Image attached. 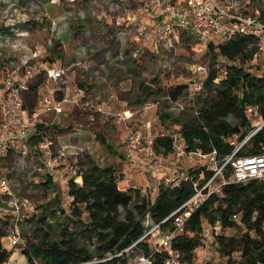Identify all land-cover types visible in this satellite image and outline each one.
Instances as JSON below:
<instances>
[{"label": "rangeland", "instance_id": "obj_1", "mask_svg": "<svg viewBox=\"0 0 264 264\" xmlns=\"http://www.w3.org/2000/svg\"><path fill=\"white\" fill-rule=\"evenodd\" d=\"M128 1L0 0V51L3 49L13 51L19 59L22 53L24 54V51H28L30 47L35 53L39 52V56L34 54L30 64H34L35 61H42L45 67L61 64L73 65V77L76 76L79 82L87 85L85 89L90 98L93 99L97 95L110 96L114 90L117 95L121 96L123 101H117L118 98H114V102L117 103V110L113 109L110 113L121 112L128 108L127 106L135 105L134 99L140 97L141 93L143 94L142 108L146 102L156 99L160 104L150 115L147 112L149 109L144 110L143 108L141 110L145 120H153V133L158 134L163 130L178 133L180 124L177 122L184 113H178L177 106L168 103L164 98L167 95L164 94V91L179 84L185 85L186 92L180 98V104L187 107L186 114H194L192 105L203 106L207 97L205 92L200 93L194 99L193 104H190L192 101L188 96L189 85L195 79H199V76L195 75V67L202 64L207 65L210 70L218 65L224 70L231 62L219 56L216 63L208 46L199 43L196 38L192 35L189 36L185 31L180 33L179 42L168 47H164L162 44H154V41L147 37L139 36L137 38L136 31H130L117 21L122 17V13L127 12V10L132 11L130 6L144 4L147 0H136V4L132 0V3ZM223 2L238 10H241L240 7L243 10L247 9V13L254 14V11H258L264 19V0H223ZM8 8H11V12H7ZM105 16L112 20L107 23ZM9 17L12 20H9ZM9 23L11 25L16 24L15 28L3 32L4 27L10 25ZM19 26L22 28L19 29ZM20 31H24V34H21ZM27 46L28 48H26ZM10 57L8 56L6 61L11 59ZM244 67L256 75H264V52L259 50L254 59L247 62ZM6 73L7 71L0 69V86H2V79ZM41 75L44 80V75ZM154 79L155 82H153ZM146 85H150L152 90L142 91ZM28 96L29 92L25 96L27 102L29 101ZM171 106L174 110H171V116L167 114L169 117L167 116L164 122L154 119L159 113H170L168 108ZM74 114H77V118L72 123L68 122L66 126L70 130L69 132L73 131V127L87 126L84 115L77 110ZM139 114L140 112L137 114L138 118ZM106 116L107 118H105ZM115 118L112 114H104L103 120H99L96 126L92 128L94 136L91 133L84 136L81 131L75 136L68 134L59 138L58 133L62 130L58 131L56 128H52L50 134L54 142L55 152H72V154L67 155V160L82 169L78 163L79 156L89 154L92 157V155L89 153L90 149L81 150V146H85L88 141H91V150L95 156L99 151L104 154L107 153L108 151L96 135H100L109 141L112 138V133L119 130V125L114 122ZM252 118V123L255 126H258L263 119L259 114L253 112ZM228 121L231 125L237 124V120L232 117H228ZM138 122L141 123L139 120H135L131 125L125 124L124 128L129 131V127L132 128ZM83 128L86 129V127ZM87 128L89 127L87 126ZM30 141L36 143L32 139ZM232 141L236 145L240 142L237 137L232 138ZM123 144L121 142L119 148ZM78 150L81 152H77ZM118 152L121 153L120 150ZM38 153H41L40 150L37 153H32L29 157L12 153L8 158L0 160V171H9L14 195L25 205L19 224L20 242L11 245L7 235L11 233L12 212L8 205V199L0 198V234L3 235L1 241L3 246L11 251L8 264H25L27 258L24 255V250L31 242L38 241L43 231H47L52 239H59L63 227L76 228L77 226L68 218V214L71 212V198L68 195L67 183L69 178L65 180L59 176L58 178L52 176L53 186L46 187L44 182L48 173L39 171L41 162L37 159ZM161 157L165 158L164 155ZM100 163L107 164L109 161L104 160L102 162L100 160ZM179 163L187 169L192 166L184 156L179 157ZM64 167V164H60L55 171H62ZM147 174L148 172L143 167L137 169L135 164H130L124 174V179L120 181L128 186L134 182L138 185L142 182L145 184L144 177H147ZM56 175L60 174L57 173ZM154 177L155 182L150 181L152 188L162 181L163 173L158 171ZM150 189L145 185L142 187L143 193H149L154 197ZM54 209H56L58 217L52 216L51 213ZM61 209H64L65 213H61ZM242 232L237 227H233L226 229L224 234L229 237H239ZM153 238L151 236V239ZM77 244H85L86 246V241L79 237ZM203 248L209 253V257L207 259L197 255L196 258L199 263L227 264V258L220 254L217 242L210 245L206 243ZM200 250L199 248L198 251ZM237 255L234 254V257ZM134 259L135 257L132 261Z\"/></svg>", "mask_w": 264, "mask_h": 264}, {"label": "trees", "instance_id": "obj_2", "mask_svg": "<svg viewBox=\"0 0 264 264\" xmlns=\"http://www.w3.org/2000/svg\"><path fill=\"white\" fill-rule=\"evenodd\" d=\"M208 49L216 63L221 56L231 64L224 69V75L221 66L209 70L204 82L203 92L207 94L204 105L196 104L197 113L191 115L183 111L178 121L187 151L200 149L210 153L215 150L217 157L223 159L237 147L232 138L237 137L241 143L256 127L247 108L257 106L259 115L264 118V75H256L244 67L259 52L258 40L252 36L237 35L220 42L210 41ZM42 81L40 74L30 83V108L36 102V92ZM78 83L87 87L83 82ZM149 86H144L143 91L152 90ZM185 92V85L179 84L166 89L164 94L177 100ZM228 117L236 119L237 124L231 125ZM32 141L37 143L40 138L32 137ZM262 145L264 127L253 134L236 155L262 152ZM154 148L166 156L173 151V139L157 136ZM78 163L82 169L75 163L73 167L82 183H77L74 176L67 181L71 198L68 218L76 223V228L63 227L59 239H52L43 231L38 241L31 242L24 250L25 264H128L137 255L150 253L151 237L142 238L144 234L193 193L191 182L178 186H166L161 182L154 197L143 193L139 187L122 189L114 166L101 167L89 154L80 155ZM191 170L192 175L202 172L206 178L212 174L205 166ZM231 170L232 165H229L226 175ZM46 173L44 184L51 187L53 175L49 171ZM61 213H65L64 209ZM51 214L58 217L56 209ZM234 215L239 216L238 220ZM149 218L151 225L145 224ZM217 222L220 229L215 233V241L220 254L227 258V264H264V181L253 179L228 184L223 187V195L211 194L190 214L184 230L173 239V247L179 250L185 263L195 262L197 249L206 244L204 227ZM233 227L243 231L239 237L224 234L226 229ZM161 228L164 231L173 228L172 219L162 223ZM2 236L0 234V264H8L11 251L3 246ZM79 237L86 241V246L77 244ZM134 243L131 250L125 251ZM234 254H238L237 257ZM109 255L112 258L102 260ZM153 264H164V254L156 253Z\"/></svg>", "mask_w": 264, "mask_h": 264}, {"label": "built area", "instance_id": "obj_3", "mask_svg": "<svg viewBox=\"0 0 264 264\" xmlns=\"http://www.w3.org/2000/svg\"><path fill=\"white\" fill-rule=\"evenodd\" d=\"M182 5L172 0H151L162 13L166 16L162 19L159 27L154 32L157 44L164 47L173 46L180 41V33L189 31L193 33L199 43L208 46L213 39L216 42L230 39L237 35H248L258 40L259 50L264 52V19L259 14H241L233 6H228L220 0H183ZM156 44V45H157ZM3 71H7L3 79L4 93L0 101V108L3 112V120L0 121V160L8 156L11 151L16 152L22 157H29L32 153H37V159L41 162L40 172L54 171L60 164H65L67 155L72 152L54 150V142L50 131L52 123L47 124L44 115L51 113L56 117L64 111V105L69 104L74 111H79L85 117L86 125L92 130L96 126L104 113L112 114L119 120H126L127 111L105 112L90 98L88 92L77 81H73V65L61 64L43 66L42 61H37L36 65L30 64V59L22 60L19 64L16 60H8L4 63ZM194 69L195 79L189 85L188 96L193 104L194 99L204 90V82L208 77L209 68L207 65H198ZM40 74L44 75V80L38 88L40 102L37 109L29 114L26 111V94L29 91L30 83ZM225 74V70H222ZM219 78L215 81L218 82ZM60 86L62 91L59 98H53L44 93L45 87ZM42 86V87H41ZM164 98L171 105L177 106L178 113L187 109L180 104V98L173 100L168 94ZM154 101H148L144 105V110L153 108ZM194 113H197V105L193 104ZM191 106V107H192ZM173 106L168 108L171 114ZM248 113L259 114L257 106H249ZM151 126V120L147 119L140 127L129 128V133L124 144V153L128 159H137L143 165L148 167V174L155 176L156 172L163 173L162 183L166 186H178L182 182H191L192 195L177 209H175L161 223L154 224L142 238L154 237L151 239L149 254H139L128 264H153L156 253L164 254V264H187L181 258L179 250L173 247V239L177 234L184 230V225L190 214L200 207L202 203L211 195H223V187L231 183L247 182L253 179L264 181V150L252 155L237 156L236 152L248 141V139L258 130L264 127V118L255 129L237 145L236 149L223 159L217 157L214 150L206 153L202 150L187 151L185 140L180 132L173 133L168 130L159 136H167L173 139V151L184 156L186 161L191 165L199 164L196 168L205 166L211 171L209 178L204 177L201 172L199 175H192V170L184 166L165 165L162 155L157 153L154 148V140L157 135L146 130ZM67 133L70 136L78 135L80 129H72ZM32 137H39L35 145L36 148L31 150ZM65 148V146H62ZM264 149V145H262ZM229 165L232 170L229 175L225 171ZM69 176L76 178L77 171L72 163H69ZM0 198L8 199V205L12 212L11 233L7 235L11 245L20 242L21 234L19 224L22 220L21 214L24 202H20L14 195L13 186L9 178V172L0 171ZM26 202V201H25ZM173 221V228L162 230L161 224ZM238 220L239 216L234 215ZM220 229L219 223L215 225L208 224L204 227V237L209 244L215 243V233ZM160 233V234H159ZM159 234L158 237L156 235ZM141 238V239H142ZM126 248L129 251L135 245ZM124 252V251H123ZM118 253L117 255H120ZM112 255L107 258L110 259ZM95 262V261H92ZM91 262H86L89 264ZM191 264H202L195 261Z\"/></svg>", "mask_w": 264, "mask_h": 264}, {"label": "crops", "instance_id": "obj_4", "mask_svg": "<svg viewBox=\"0 0 264 264\" xmlns=\"http://www.w3.org/2000/svg\"><path fill=\"white\" fill-rule=\"evenodd\" d=\"M129 1H131V0H129ZM132 1L135 2L134 4H136V2H137L136 0H132ZM132 1H131V3H132ZM173 1H175L179 5H182L184 3L183 0H173ZM220 1L223 2V0H220ZM130 7H132L131 8L132 11H128L126 9L127 12L122 13V17H120V19L117 22L119 24H121L122 26H126L127 29H129L130 31H136L137 32V35H136L137 38L139 36H141V37H147V38L152 39V41H154V44H155L156 43V38L154 36V32L159 27L162 19L166 15L164 13H162V11L160 10L159 7H157L156 5H154V3H151V0H147V2L145 1L144 4H140L138 6L137 5H133V6H130ZM240 9L241 10H239V11H240L241 14H251V13H247L248 12L247 9L246 10H243L241 7H240ZM7 12H11V8H8V11ZM254 14H259L260 15L261 13L258 12V11L257 12L254 11ZM105 18H106V22L107 23L112 20L111 18L109 19L108 16H105ZM8 19L9 20H12L10 17ZM15 25L16 24L13 23L12 25L11 24L8 25L7 27H4L3 26L5 28V30L3 32H8L7 30H11V29L15 28ZM21 28L22 27L19 26V29H21ZM185 32L189 36L192 35V37L196 38L193 33H190L189 31H185ZM20 33L21 34H24V31H20ZM213 40H214V42H216L215 39H213ZM26 48H28V46ZM140 50H141V48H140ZM138 52H139V50H138ZM34 54H35V56H39V52H36L35 53V51L32 50L29 47L28 48V51L25 50L24 51V54L22 53V55L20 56V58L17 59L15 52H13V51L10 52L8 50L3 49V50L0 51V69L3 70L4 63L6 62V58L8 56H11L10 57L11 58L10 60L13 59V60H16L19 64H22V60H25V59L33 60ZM32 65L35 66L36 65V61L34 62V64L32 63ZM46 67H48V66H46ZM73 81L74 82H76V81L78 82V79H77L76 76L73 77ZM1 85L2 86H0V101L2 100V96H3V93H4L3 81L1 83ZM40 85H39V87H40ZM143 90L144 89L142 88V91ZM61 91H62V89H61L60 86L54 85V86H50L49 88L45 87L44 93L46 95H49V96L53 97V98H59L60 95H61ZM90 91H91V89H90ZM36 94H37V96H36V102L34 103V105H33L32 108L29 107V105H28L29 102L26 101V111H25V114L26 115L29 114V113H31L33 110L37 109L38 106H39V102H40V98L41 97H40V95H38V90H37ZM114 98H118L117 101H123V100H121V96L120 95H117V93H116L115 90L112 93V95H110V96H107V95H105V96L104 95H97L93 99H94V102L98 105V107H100L102 110H104L105 112H111V110L116 109V106H117V103L114 102V100H115ZM142 98H143V94L141 93L140 97L138 96L137 98L134 99V102L136 101L135 102L136 103L135 105L127 106L128 108H126V109L123 110V111H127V114H128V117L126 118V120H119V119L115 118L114 122H116L119 125V130L116 133H115V131L112 133V138L109 139V141H107L106 139H104L100 135H96L97 138H98V140H100L101 144L108 151L107 153L104 154L103 152H100L99 151L96 154V156H95L93 154V151L91 150V141L90 142L88 141L87 142L88 144H86L85 146H81V150H89L90 149L89 153L92 155V158L94 159V161L99 166H101V167L114 166L116 168V173L119 174V176H120V180L121 179H124L123 178L124 177V174L126 173L127 168H128V166H130V164H135L136 167H137V169L139 167H141V168L143 167L144 170L148 172V167L146 165H144V164L142 165L139 162V160H137V159H128V158H126L125 153H124V151H125L124 144L126 142V139H127L128 133H129V131H127V129L124 128V125L125 124L131 125V124H133L135 122V120H139L141 122L140 124L138 122L137 124H134L132 126L133 128H136V127H140L142 125V123L144 121H146L144 119V117H143L142 112H141V110H143V108H144V107L142 108V106H143L142 101H141ZM154 100H155L154 101L155 102V105H154L153 108H150L147 111L148 112V115H150L157 108V105L160 104V102L158 100H156V99H154ZM63 107H64L63 113L60 116L56 117V118L51 113H47V114L44 115L45 121H46L47 124H50L51 122H53L52 123L53 124L52 125V128H56L58 131L59 130H62V131H60V133H58L59 138L65 137V135H67V133H69L70 130L67 129V127H66L67 126V123L68 122L69 123H72L77 118V114H74L75 111H74V109H73V107L71 105L65 104ZM121 108H122V106H121ZM139 112H140V114H139V118H138V115L137 114ZM104 114H107V113H104ZM167 114L168 113H161V114L159 113V115H157L154 119L155 120L158 119L161 122H164L165 121V118L167 117ZM105 118H107V116ZM101 119L103 120V116H101L100 120ZM2 120H3V112H2V109L0 108V121H2ZM177 123L180 124L179 125V127H180L179 132L181 133V123L180 122H177ZM153 126H154V123H153V120H151V126L149 128H147L146 130H149V131H151L153 133ZM81 127H73V129H80L82 131V134L84 136L86 134H88V135L90 133L92 134V130L90 128H87V126L81 125ZM83 127H86V129L83 128ZM164 131H166V130H163L161 133H158V134H154V133L153 134L159 136ZM92 135L94 136V134H92ZM79 140H80V138H79ZM76 141L78 142V140H76ZM121 142H123L124 144H123V146H121L119 148V145H120ZM35 144L31 142V150H34L36 148V145ZM81 150H78L77 152H81ZM118 150H120L121 153H119ZM12 153H16V155L18 154L16 152V149H15V150L11 151V153L8 156L4 157V158H8L10 155H12ZM180 156L181 155L179 153H177L176 151H172L168 155H166V156L164 155L165 158L163 159V161L166 163V165L183 166V164H180L179 163V157ZM99 157H101V158H99ZM175 157H176V159H175ZM100 160H102V162L104 160L105 161L108 160L109 163H107V164L100 163ZM183 163H185V162H183ZM64 165H65V167H64V169L62 171L61 170H59V171H55L54 170V171H51L50 172L53 176H56L54 178H58V176L61 177V178H64L65 180L68 178L69 173H70V170L68 168L69 167V161L67 160ZM198 165L199 164H196V165L193 164L190 169H195ZM194 166H196V167H194ZM42 173H46V172L44 171ZM57 173L60 174V175H56ZM159 173H162V172H159ZM147 175H148L147 177L146 176L144 177V175H143V177L145 178L144 179L145 184H143V182H142L140 185H138V184H136L134 182L130 186H128L127 184H122L121 181H119L120 188H122V189H129V188H136V187L142 188L143 185H145V187H148L150 189V188H152L150 181L151 180L154 181L155 177L153 176V178H151V175H149V174H147ZM78 177L81 179L80 181H78V179H77ZM75 181L77 183L81 184L82 183L81 176H76ZM158 185H156V187L150 189V192H152V194H154V196L156 195V191H157V186ZM146 224L147 225H151L152 224V220L149 218L146 221ZM206 243L208 244V242H206ZM200 249H201L200 251H198L199 249H197L196 256L197 255L198 256L200 255V256L205 257V258L208 259L209 253L203 247H201ZM195 261H199V260L197 258H195Z\"/></svg>", "mask_w": 264, "mask_h": 264}, {"label": "bare ground", "instance_id": "obj_5", "mask_svg": "<svg viewBox=\"0 0 264 264\" xmlns=\"http://www.w3.org/2000/svg\"><path fill=\"white\" fill-rule=\"evenodd\" d=\"M77 179H78V181H80V180H81L79 177H78ZM145 224H146V223H145Z\"/></svg>", "mask_w": 264, "mask_h": 264}]
</instances>
